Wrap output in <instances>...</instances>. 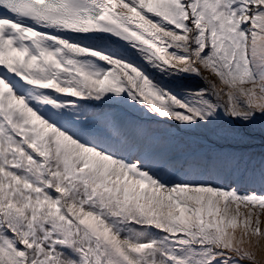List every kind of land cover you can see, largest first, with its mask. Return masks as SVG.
<instances>
[{"label":"snow or ice","instance_id":"obj_1","mask_svg":"<svg viewBox=\"0 0 264 264\" xmlns=\"http://www.w3.org/2000/svg\"><path fill=\"white\" fill-rule=\"evenodd\" d=\"M0 264H264V0H0Z\"/></svg>","mask_w":264,"mask_h":264}]
</instances>
